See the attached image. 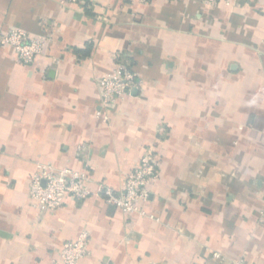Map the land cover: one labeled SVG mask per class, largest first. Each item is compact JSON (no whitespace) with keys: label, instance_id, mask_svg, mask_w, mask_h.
<instances>
[{"label":"crops","instance_id":"0c3cea01","mask_svg":"<svg viewBox=\"0 0 264 264\" xmlns=\"http://www.w3.org/2000/svg\"><path fill=\"white\" fill-rule=\"evenodd\" d=\"M11 28L52 41L32 65L0 46V264H56L84 231L82 264H264V0H0ZM118 61L142 86L105 108ZM147 151L149 217L128 216L99 187L121 190ZM39 164L85 172L93 194L41 211Z\"/></svg>","mask_w":264,"mask_h":264},{"label":"built area","instance_id":"2783aa9c","mask_svg":"<svg viewBox=\"0 0 264 264\" xmlns=\"http://www.w3.org/2000/svg\"><path fill=\"white\" fill-rule=\"evenodd\" d=\"M150 0H136L137 4H146ZM206 8L220 5L230 6L234 0H198ZM83 0H62L64 6L80 4ZM52 41L49 33L31 35L21 28H11L0 35V46L12 48L18 60L24 65H32L38 56L44 54ZM102 106H114L119 100L130 95L133 89L142 86L136 71L118 61L116 68L99 79ZM102 115V111L98 112ZM107 118V117H105ZM160 159L147 151L135 167L126 174L121 190L116 191L108 185H100L99 194L106 204L120 209L128 216L149 217L144 205L150 198V187L160 179ZM88 175L70 167H56L39 164L30 183V198L41 211H56L68 200L84 201L93 192L89 187ZM259 222L264 226V209L260 212ZM90 235L84 231L75 240L65 242L55 260L56 264H82L90 254Z\"/></svg>","mask_w":264,"mask_h":264}]
</instances>
